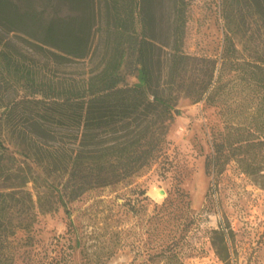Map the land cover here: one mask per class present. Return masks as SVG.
<instances>
[{
  "label": "trees",
  "instance_id": "1",
  "mask_svg": "<svg viewBox=\"0 0 264 264\" xmlns=\"http://www.w3.org/2000/svg\"><path fill=\"white\" fill-rule=\"evenodd\" d=\"M188 3L0 0V27L19 33L30 57L92 63L80 78L50 74L0 39V264L13 263L18 230L33 243L38 212L62 206L70 217L67 203L84 193L170 164L167 135L182 98L226 104L233 81L251 88L263 133L233 138L226 126L205 169L219 173L234 156L249 173L264 169L252 163L256 148L264 152V0H221L214 56L185 50ZM214 233L224 247V233ZM180 240L176 232L156 246L152 262L185 264Z\"/></svg>",
  "mask_w": 264,
  "mask_h": 264
},
{
  "label": "rangeland",
  "instance_id": "2",
  "mask_svg": "<svg viewBox=\"0 0 264 264\" xmlns=\"http://www.w3.org/2000/svg\"><path fill=\"white\" fill-rule=\"evenodd\" d=\"M188 2L185 50L214 56L221 47V0ZM0 39L50 74L80 78L92 67L89 58L62 65L32 58L19 33L2 27ZM99 57L97 51L91 60ZM253 93L233 81L226 104L180 99L167 135L170 164L155 163L128 182L84 193L67 203L70 217L62 206L38 212L33 243L24 230L16 232L12 264H154L156 246L176 232L185 264H264V169L249 173L239 156L219 173L205 169L213 137L226 126L233 138L239 130L248 139L263 133ZM255 151L253 166H263L264 152ZM168 194L172 202H164ZM215 229L224 233V247L213 243Z\"/></svg>",
  "mask_w": 264,
  "mask_h": 264
}]
</instances>
